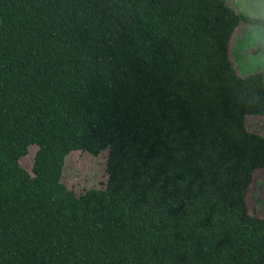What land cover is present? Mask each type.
<instances>
[{"label":"trees","instance_id":"1","mask_svg":"<svg viewBox=\"0 0 264 264\" xmlns=\"http://www.w3.org/2000/svg\"><path fill=\"white\" fill-rule=\"evenodd\" d=\"M226 0H0V264H264L247 186L264 69ZM36 145L31 172L21 157ZM106 150L76 194L64 158Z\"/></svg>","mask_w":264,"mask_h":264},{"label":"rangeland","instance_id":"2","mask_svg":"<svg viewBox=\"0 0 264 264\" xmlns=\"http://www.w3.org/2000/svg\"><path fill=\"white\" fill-rule=\"evenodd\" d=\"M237 12L244 13L241 0H226ZM249 8H253L252 0H248ZM247 25L241 21L235 28L228 45V56L232 65L239 75H245L264 69L255 64H250L247 56L252 54L247 50ZM244 127L248 132L258 134L264 138V116H244ZM36 145H31L29 152L21 157L20 164L31 172ZM106 150L98 155L87 151L75 150L64 158L61 173V182L68 189H72L77 195L84 192L88 187H101L106 180L105 160ZM248 213L264 217V166L254 169L250 184L247 186L245 195Z\"/></svg>","mask_w":264,"mask_h":264},{"label":"clouds","instance_id":"3","mask_svg":"<svg viewBox=\"0 0 264 264\" xmlns=\"http://www.w3.org/2000/svg\"><path fill=\"white\" fill-rule=\"evenodd\" d=\"M253 8H249L248 0H241L244 7L243 20L247 25V56L250 64L264 67V0H252Z\"/></svg>","mask_w":264,"mask_h":264}]
</instances>
